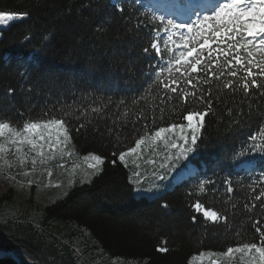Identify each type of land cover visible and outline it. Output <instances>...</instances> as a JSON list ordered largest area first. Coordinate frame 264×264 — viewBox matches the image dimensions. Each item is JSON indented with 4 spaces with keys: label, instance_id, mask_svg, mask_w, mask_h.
I'll use <instances>...</instances> for the list:
<instances>
[{
    "label": "trees",
    "instance_id": "obj_1",
    "mask_svg": "<svg viewBox=\"0 0 264 264\" xmlns=\"http://www.w3.org/2000/svg\"><path fill=\"white\" fill-rule=\"evenodd\" d=\"M0 12L28 14L0 29V119L16 123L44 112L49 115L43 118L68 113L77 152L105 158L102 170L88 182L74 183L67 187V195L35 205L38 216L0 218V264H116V259L120 264H190L193 254L234 245L236 232L244 233L243 242L259 240L253 224L259 219L264 230V197L255 199L264 191L259 181L264 173V142L257 140L259 148L253 151L248 136L264 124V90L253 89L246 98L220 86L224 79L238 77L205 83L209 80L205 72L189 73L196 87L181 79L183 91L197 97L205 94L215 112L205 117L191 159L198 170L157 195L136 196L118 153L139 138L136 130L142 134L144 121L137 115L143 112L151 127L161 107L163 121L157 119L156 126L184 122L185 109L203 111L193 96L186 104L178 99L161 103L163 89L156 74L172 57L162 36L164 21L153 19L157 15L148 0H0ZM194 34L195 30L186 37ZM44 35L51 36L47 44L42 42ZM153 41L160 44L162 56L151 49ZM217 47L225 45H212ZM204 51L207 56L208 50ZM213 56L225 60L223 53ZM160 78L170 79L166 71ZM249 106L252 127L233 125L231 117L237 112L247 119ZM228 108L233 109L231 114ZM80 123L89 126L77 136L74 129ZM228 178L232 193L224 183ZM208 180L215 183L206 184L200 193L199 183ZM11 188L0 192V206L12 202ZM198 200L227 215L228 224L205 225L203 214L192 207ZM80 231L83 238L77 237ZM160 247L168 251L160 252Z\"/></svg>",
    "mask_w": 264,
    "mask_h": 264
},
{
    "label": "snow or ice",
    "instance_id": "obj_2",
    "mask_svg": "<svg viewBox=\"0 0 264 264\" xmlns=\"http://www.w3.org/2000/svg\"><path fill=\"white\" fill-rule=\"evenodd\" d=\"M116 7L123 11L119 4ZM27 15V13H22L20 18H24ZM196 15V21L186 23H177L175 19H166L162 15L153 16V19L164 21L163 31L168 34L169 40H172V33L169 32V29H187L189 33H193L195 30V34L191 39L181 35L180 39L184 43L177 45L176 49L166 47V52L171 53L172 57L168 59L165 68H159L156 75L159 87L163 89L160 97L162 104L173 99H178L182 104H186L187 98L193 96L195 98L194 102L203 105V111L185 109L181 116L182 121L187 123L169 122L166 126H156L157 119L163 121L165 109L161 107L159 109L161 115L159 118L153 115L151 127L147 122L148 118L141 112L137 115V120L144 121L142 134H140L141 130H136L134 135H138L139 138L134 140L132 146H127L125 150H121L118 153V160L127 167V158H133L132 163L135 164L136 159L141 156L142 149L152 148L153 152H155L157 142L163 141L168 154L164 157L165 162L161 163L159 168L153 171L152 174L153 179L160 182L169 178H176L174 174L178 173L180 169L179 161L184 162L183 167L185 169L188 167L191 154L197 151V141L200 139L199 134L205 126V117L215 115L212 100H206L203 93L197 97L196 93L183 91L181 79H183L185 84L196 87L189 73L205 72L209 77V80H206L205 83H210L212 78L219 80L220 77L224 76L238 77L237 79H224L220 86L224 89H231L233 92H242L246 98L250 97L253 89L264 90V0H218L217 5L210 13L206 12L202 18L198 13ZM11 19H15V17L0 14V21L6 22ZM50 38V35H44L42 42L47 44ZM173 43L175 42L173 41ZM213 44H223L225 47L213 49ZM150 46L151 49L155 50L157 56L164 54L157 41L151 42ZM205 49L208 50L207 56H205ZM148 50V48L144 49L145 52H148ZM35 51L38 52L39 49ZM213 52L224 54L225 60L223 63L218 56H213ZM242 52L243 55H241ZM257 56L259 57L258 60ZM198 66L200 67L198 68ZM225 69H227V72H225ZM236 69L242 70L244 75H239ZM253 69L257 71H253ZM165 71L169 74L170 79L160 78L161 73ZM173 72L178 75L174 76ZM258 79L261 82H258ZM207 95L211 96V92L207 93ZM261 96L264 97V91L261 92ZM252 98L254 99V97ZM92 111L98 112L100 109L94 108ZM227 111L231 114L233 109L228 108ZM241 111L243 110L241 109ZM252 111L249 106L247 119L241 115V112H237L235 117H231L232 124L239 127L243 123L246 127H252ZM48 115V112H44L42 117L26 119L16 123L7 119H0V173L5 168L19 167L24 169L30 162L32 168L23 172L24 176H30L35 172L38 163L45 165L49 161L55 160L57 156L63 159L66 155H71L68 149L72 144L73 138L70 134L72 129L69 124L68 113H64L61 117L52 115L50 118H43ZM88 126V123H80L74 129L77 136L82 131L87 132ZM97 131L98 128H93V132ZM177 132L179 135L173 138L172 134ZM111 133L112 130L109 129V134ZM119 135L118 133L117 145L120 143ZM248 139L253 143V151L259 148L256 141L264 142V124H261L254 134L249 135ZM170 150H177L175 156L172 155ZM10 155L14 159H9ZM112 155L116 156V153L113 152ZM83 160L87 165V168L83 171L85 181L90 176L99 173L102 170L101 166L105 163V158L95 152L85 154ZM112 163L115 164L116 160H112ZM148 163L155 164L156 161L150 160ZM63 166L61 165V167ZM80 167L79 164H73L72 174L75 175L76 170ZM48 175L51 176L50 170ZM133 176L137 178L138 182H142L141 172L134 171ZM9 179H14V177H9ZM259 181L264 183V173L260 175ZM27 183L31 187L34 181L29 179ZM72 183L73 181L70 180L69 186ZM214 183L215 181L212 180L202 181L198 185V191L204 193L206 184ZM224 183L227 186V192L232 193L233 187L231 186L230 178L226 179ZM21 187H23V183H21ZM156 188H158V185L148 189V191L156 190ZM134 191L141 192L143 189L134 188ZM262 197H264V191L260 192L255 199L261 200ZM162 206L166 208L167 204L165 203ZM192 207L196 213L203 214L205 225L209 223L213 225L228 224L227 215L214 210L212 207L206 208L199 200ZM244 207L248 209L249 205L245 204ZM251 207L255 208L256 205L252 204ZM261 208L264 209V203L261 204ZM192 220L196 222L197 217L194 215ZM253 226L259 236L257 242H243L240 237L244 233L236 232L237 242L234 245L228 246L226 250L219 253L209 252L208 255H218L227 260L239 254L242 264L245 261L246 264H264V230H262L259 219L254 221ZM159 251L167 252L168 249L160 247ZM204 255V252H200L193 259H198ZM212 264H220V262L212 260Z\"/></svg>",
    "mask_w": 264,
    "mask_h": 264
},
{
    "label": "rangeland",
    "instance_id": "obj_3",
    "mask_svg": "<svg viewBox=\"0 0 264 264\" xmlns=\"http://www.w3.org/2000/svg\"><path fill=\"white\" fill-rule=\"evenodd\" d=\"M187 6H191L189 12H187L186 8H182L178 0H148V6L155 11L157 16H164L167 18H173L177 23H186L197 20V13L200 14L201 18L203 14L210 13L218 3V0H196L190 1L185 0ZM173 5V7H167L169 5ZM203 4H210L211 7L203 6ZM170 11V12H168ZM5 16H12L15 19L0 21V29L5 28L10 23L17 21L20 19L21 14L15 12H0ZM169 32L172 33V40L168 39V34L163 32L162 36L164 37V42L168 47H173L176 49L177 45H182L184 41L180 39L181 35L187 36L189 32L187 29H169ZM173 41L175 43H173ZM202 42V40H201ZM159 44V43H158ZM160 46V44H159ZM161 47V46H160ZM181 50H183L181 48ZM184 123H187L184 121ZM190 131V130H189ZM173 138L179 133L172 134ZM68 151L71 152V155H66L63 159H60L59 156L53 161H49L45 165H40L39 163L36 166L35 172L30 176H24L23 172L30 170L32 168L31 163L29 162L26 168L21 169L19 167L13 168H5V170L0 173V192L6 188V186H11L10 197L9 199L12 202L0 206V218H22L24 219H32L35 216H38V210L35 209V205L38 203H49L50 201L63 196L67 191V187L69 186V181H73L74 183H82L88 182L94 175L90 176L88 180H84L83 171L87 168L86 162L83 160V156L87 153H79L75 149L73 143L69 146ZM172 155L175 156L177 150H170ZM90 153V152H88ZM168 154V151L165 150V146L163 141H158L155 146V152H153L152 148H144L142 149V153L140 158L136 159V163H132L131 157L127 158L128 161V171L130 181L133 184L134 188H141L143 191L136 192L133 190L134 195H145L148 197L157 195L167 189H171L178 180V176L181 173L189 172L192 169H195V165L191 162L188 163V167L185 169L183 167V161H179L180 167L178 173H175L174 176L176 178H169L162 182L153 179V171L159 168L161 163H164V157ZM196 155V152L191 154L189 160L191 161L192 157ZM9 159H14L11 155ZM150 160H155V164L148 163ZM73 164H79L81 167L76 170V174H72ZM61 165H64L61 167ZM139 165V167H137ZM51 171V176L48 175V171ZM91 171V170H88ZM134 171H139L142 173V182H138L137 178L133 176ZM97 174V173H96ZM9 177H14V179H9ZM31 179L34 183L31 187L28 186V180ZM21 183H23V187H21ZM158 185V188L153 191H148L150 188H154V186ZM27 198H31V203L28 204L26 201ZM81 234L77 235L78 238H83L84 231H80ZM205 255L198 259H193L194 256H198L200 253L193 254L189 258L190 264H212V260H217L218 258L222 259L220 264H242L239 259V254H236V257L223 260L225 258L219 257L218 255L209 256L208 253H219L221 251H213V250H204ZM134 262L137 259H132ZM138 261V260H137ZM116 264H120V260L116 259ZM246 264V261L243 262Z\"/></svg>",
    "mask_w": 264,
    "mask_h": 264
},
{
    "label": "bare ground",
    "instance_id": "obj_4",
    "mask_svg": "<svg viewBox=\"0 0 264 264\" xmlns=\"http://www.w3.org/2000/svg\"><path fill=\"white\" fill-rule=\"evenodd\" d=\"M173 5H174V4H172V5H169V6H167V7H171V6L173 7ZM203 6H208V7H211V5H210V4H207V5H206V4H203ZM168 12H170V11H168ZM187 173H189V172L187 171L186 173H181V174L179 175V177H180V176H184V175H186Z\"/></svg>",
    "mask_w": 264,
    "mask_h": 264
},
{
    "label": "crops",
    "instance_id": "obj_5",
    "mask_svg": "<svg viewBox=\"0 0 264 264\" xmlns=\"http://www.w3.org/2000/svg\"><path fill=\"white\" fill-rule=\"evenodd\" d=\"M223 260H226V259H223ZM227 260H228V259H227ZM218 261H219V262H221V261H222V259L218 258Z\"/></svg>",
    "mask_w": 264,
    "mask_h": 264
}]
</instances>
